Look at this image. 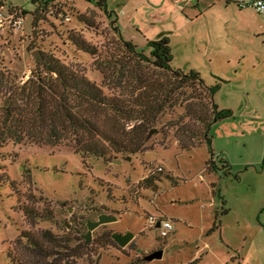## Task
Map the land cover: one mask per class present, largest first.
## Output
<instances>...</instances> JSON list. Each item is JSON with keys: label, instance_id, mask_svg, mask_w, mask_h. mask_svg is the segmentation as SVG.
<instances>
[{"label": "rangeland", "instance_id": "374dc122", "mask_svg": "<svg viewBox=\"0 0 264 264\" xmlns=\"http://www.w3.org/2000/svg\"><path fill=\"white\" fill-rule=\"evenodd\" d=\"M4 4L2 72L23 84L50 54L84 69L106 94L119 95L104 84L95 58L70 39L80 35L103 57L119 56L117 32L90 0H52L46 9L32 0ZM108 4L119 16L124 37L139 49L148 50L149 40L168 35L172 67L199 72L208 87L220 84L215 103L233 114L211 126L210 146L186 135L184 126L194 134L199 127L195 120L189 123L194 103L186 100L201 90L186 86L176 105L149 130L155 131L147 151L130 159L84 160L66 143L50 147L8 142L0 148V174L15 181L19 193L10 183L0 184V264H17L18 257L34 264V254L18 238L22 231L44 230L70 240L69 261L63 264H264V16L239 8L234 0ZM213 155L218 170L210 164ZM150 176L161 178L157 191L141 185ZM30 194L36 208L52 211L51 219L36 225L27 221L21 208L30 202ZM103 213L118 221L94 230L86 243L87 221ZM152 218L171 221L175 230L161 237ZM215 225L221 227L213 229ZM128 232L135 237L126 247L111 237ZM158 250L164 251L161 259L145 260Z\"/></svg>", "mask_w": 264, "mask_h": 264}, {"label": "trees", "instance_id": "16d2710c", "mask_svg": "<svg viewBox=\"0 0 264 264\" xmlns=\"http://www.w3.org/2000/svg\"><path fill=\"white\" fill-rule=\"evenodd\" d=\"M90 1L107 15L117 32L119 56L103 57L98 48L80 35L70 39L79 50L95 58L94 65L104 74V84L118 90L119 95L106 94L84 69L67 65L50 54L43 56L30 79L23 84L0 70V148L8 142L50 147L66 143L84 160L96 157L105 162L117 159L119 155L144 153L148 149L149 130L165 110L176 105L179 93L186 86L201 89L199 96L186 100L188 104L194 103V108L189 109V123L195 120L199 127L195 134L189 125L181 129H185L186 135H195L210 146L211 126L233 114L232 110L220 109L215 103L214 96L220 84L208 87L199 72L186 73L173 68L171 40L166 34L149 40L148 50L139 49L124 37L119 16L109 8L108 0ZM51 2L32 0L33 4L40 3L39 7L43 9ZM4 5V0H0V10ZM38 20L36 18V22ZM184 145L188 149L192 147L191 144ZM223 163V168H227L228 165ZM210 164L218 170L214 155ZM159 182V176H150L141 185L157 191ZM6 183L19 193L16 182L7 174H0V184ZM35 200L30 194V202L21 208L31 225L53 216L49 209L42 212L36 208ZM227 213V210L223 212ZM220 227L215 225L213 229ZM69 241L51 230L22 231L18 238V242L34 254V264L69 261ZM9 258L12 259L11 254ZM17 264L27 262L18 257Z\"/></svg>", "mask_w": 264, "mask_h": 264}, {"label": "water", "instance_id": "95a60500", "mask_svg": "<svg viewBox=\"0 0 264 264\" xmlns=\"http://www.w3.org/2000/svg\"><path fill=\"white\" fill-rule=\"evenodd\" d=\"M155 130L150 132V135H152V133ZM128 159L131 158V156L127 157ZM118 221V217L114 216V215H109L106 213H103L101 215L98 216L97 220H88L87 221V233L85 235H83V238L85 239L86 243H89L91 241L92 238V233L94 230H96L97 228L106 225V224H110V223H114ZM160 224L157 225V227H159ZM112 239L119 244V246L121 247H126L129 245V243L134 239L135 235L132 232H128L126 234H119V233H114L111 235ZM164 255V251L163 250H158L153 252L152 254L148 255L145 257L146 261H154L156 259H161Z\"/></svg>", "mask_w": 264, "mask_h": 264}, {"label": "built area", "instance_id": "2783aa9c", "mask_svg": "<svg viewBox=\"0 0 264 264\" xmlns=\"http://www.w3.org/2000/svg\"><path fill=\"white\" fill-rule=\"evenodd\" d=\"M236 4L239 8H251L253 9L257 14L264 16V0H236ZM19 22V21H18ZM22 20H20L19 23H21ZM1 25V20H0ZM159 171H162V168L158 169ZM153 224H160L158 227L161 231V237L166 238L168 237L174 230L175 226L174 224L169 221H157L156 219L152 218Z\"/></svg>", "mask_w": 264, "mask_h": 264}, {"label": "crops", "instance_id": "0c3cea01", "mask_svg": "<svg viewBox=\"0 0 264 264\" xmlns=\"http://www.w3.org/2000/svg\"><path fill=\"white\" fill-rule=\"evenodd\" d=\"M230 1V0H229ZM236 0H234V2H235ZM236 3V2H235ZM238 264H241L240 262L238 263Z\"/></svg>", "mask_w": 264, "mask_h": 264}]
</instances>
